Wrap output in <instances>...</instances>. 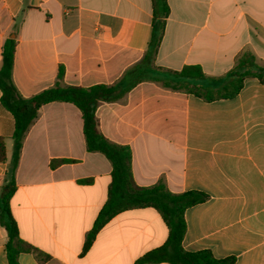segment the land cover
Segmentation results:
<instances>
[{
    "label": "crops",
    "instance_id": "obj_1",
    "mask_svg": "<svg viewBox=\"0 0 264 264\" xmlns=\"http://www.w3.org/2000/svg\"><path fill=\"white\" fill-rule=\"evenodd\" d=\"M168 4L151 53L152 0H0V69L14 39L12 82L23 98L57 86L114 88L119 98L101 102L96 120L106 139L130 149L136 184L208 196L185 213L184 249L264 264V84L247 79L236 98L212 102L167 85L198 66L205 77L192 83L217 87L246 53L264 67V0ZM1 97L0 197L15 128ZM55 160L70 162L52 167ZM111 182L110 161L87 150L80 109L44 105L23 142L10 209L20 237L49 259L21 253L18 264H135L162 247L168 227L147 207L116 215L83 252ZM7 242L0 226V264H8Z\"/></svg>",
    "mask_w": 264,
    "mask_h": 264
},
{
    "label": "trees",
    "instance_id": "obj_2",
    "mask_svg": "<svg viewBox=\"0 0 264 264\" xmlns=\"http://www.w3.org/2000/svg\"><path fill=\"white\" fill-rule=\"evenodd\" d=\"M153 29L149 51L156 53L162 41L166 19L170 15L168 0H152ZM16 41L8 39L2 52V67L0 69L1 103L15 121L13 133L14 149L11 167L7 172V183L0 197V226L8 236L6 254L8 264H18L21 253H31L41 262L49 256L24 241L19 234L18 225L10 209V200L15 192V173L18 167L23 142L31 125L36 120L40 109L52 102H67L74 104L82 112L84 121V136L89 152L102 153L112 165V182L108 191V199L92 229L86 237L84 250L86 253L92 246L100 230L116 215L133 209L152 207L156 209L169 230L166 243L142 257L135 264H234L235 258L217 259L211 251H186L183 240L186 234V211L205 202L208 196L199 191H189L173 194L163 184L151 187H141L136 184L132 173V153L128 147L110 142L99 131L96 120V109L101 102L114 101L119 98L114 88L95 86L89 89L79 87L57 86L45 90L32 98H23L12 82ZM62 76L61 73L59 75ZM205 77L198 66L185 67L176 73L177 83H167L175 89L186 91L202 98L206 102L221 99H234L250 78H256L264 84V67L259 66L253 55L246 53L238 61L237 66L228 73L226 80L217 87L207 88L192 83ZM6 160L5 143L0 139V162ZM69 160H55L51 163L56 167ZM86 182H89L87 180Z\"/></svg>",
    "mask_w": 264,
    "mask_h": 264
}]
</instances>
